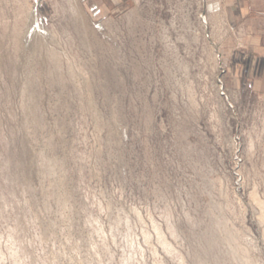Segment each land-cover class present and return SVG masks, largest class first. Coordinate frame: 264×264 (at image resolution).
I'll list each match as a JSON object with an SVG mask.
<instances>
[{"label": "rangeland", "instance_id": "374dc122", "mask_svg": "<svg viewBox=\"0 0 264 264\" xmlns=\"http://www.w3.org/2000/svg\"><path fill=\"white\" fill-rule=\"evenodd\" d=\"M0 264H264V0H0Z\"/></svg>", "mask_w": 264, "mask_h": 264}]
</instances>
